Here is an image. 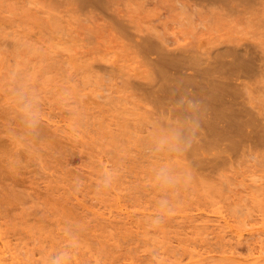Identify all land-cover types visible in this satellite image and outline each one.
Returning <instances> with one entry per match:
<instances>
[{
	"label": "rangeland",
	"instance_id": "374dc122",
	"mask_svg": "<svg viewBox=\"0 0 264 264\" xmlns=\"http://www.w3.org/2000/svg\"><path fill=\"white\" fill-rule=\"evenodd\" d=\"M94 1L0 0V238L17 253L16 264H44L62 251H70V264H157L160 258L187 264L199 259L195 252L208 256L203 264H236L221 257L231 246L242 252L237 259H246V244L264 247V146L231 148L218 131L221 138L204 142L200 158L191 148L153 153L164 120L149 90L158 62L147 50L157 47L158 58L160 52L169 58L235 42L257 45L261 70L242 79L232 96L257 133L264 130V0ZM25 93L38 97L41 112L30 136L14 108ZM217 154L225 161L205 169L201 158ZM103 166L116 179L98 191ZM162 167L187 179L175 214L154 230L146 219L171 191L155 182ZM218 213L243 234L239 240L247 239L242 248L235 232L214 218Z\"/></svg>",
	"mask_w": 264,
	"mask_h": 264
},
{
	"label": "bare ground",
	"instance_id": "6f19581e",
	"mask_svg": "<svg viewBox=\"0 0 264 264\" xmlns=\"http://www.w3.org/2000/svg\"><path fill=\"white\" fill-rule=\"evenodd\" d=\"M83 1V0H81ZM79 0V2H81ZM92 1V0H91ZM94 1V0H93ZM96 1V0H95ZM94 1V2H95ZM196 1V0H195ZM201 3L203 2L202 0H199ZM199 1L198 4H199ZM205 5H206V0H204ZM209 2V0H207ZM211 1V0H210ZM218 1V0H217ZM216 0H214V2H217ZM223 0H221L220 2L218 1L217 3H221ZM225 1V0H224ZM87 2V1H86ZM89 2V1H88ZM100 2V1H99ZM97 1L98 4L99 3ZM213 0H212V4H214ZM91 3V2H90ZM203 3V4H204ZM82 4V3H81ZM85 4V3H84ZM101 4V2H100ZM211 4V3H209ZM86 5V4H85ZM208 5V3H207ZM92 6V5H91ZM90 6V7H91ZM94 6V5H93ZM100 6V5H99ZM87 7V6H86ZM183 15V14H182ZM189 15V14H188ZM191 19V18H190ZM185 20V19H184ZM188 20V17L187 19ZM189 21V20H188ZM142 42V41H141ZM140 42V43H141ZM190 42V41H189ZM150 43V42H147ZM187 43V42H186ZM191 43V42H190ZM244 43V42H243ZM144 48L145 52H147V55H149V51H150V55L155 54V58L152 59L154 63L155 60H157L158 62V71L156 70L155 73H153L154 71L152 70V73L154 74L153 79L154 82H152L155 87L159 84L160 86L158 87L159 89H155V87L152 84L149 88V90H151L153 92L150 91L152 98H149L151 100H153V102H157L156 104L159 105V107H157L158 110V115H160L162 117L163 120L165 119H171L170 115H173V109L175 108L176 104L178 101L181 100L182 97L187 98L188 100H194L197 103V107L199 109V115H200V121H199V131L197 132L196 138L194 140V142L192 143L191 149H195V152H192V154L194 155H198L197 158H200L202 152L199 151V149H201L202 145H204V142H208L211 143L213 141L211 140H215L213 137L214 135H218L219 138H221L220 134H225L224 137H228L227 141H228V147L233 148V146L241 143L242 146L244 147H248V145L250 144H259L261 143L262 146H264V130L261 131H257V133L255 132L256 127L253 128L252 124L255 126V123H250L249 119H241V117L238 115L240 114V112L238 113V110H235L236 108H234V106L236 107V105H234L235 103H232V96L235 97V94L233 93L236 92V90H234L233 88L235 87H239L240 85H242V81L247 78L252 76L253 74L258 73V71L261 70L260 67H262L263 62L260 60L262 59L258 54L261 53L258 52L257 49V45L256 48L255 46H251L252 44H239V42H235L234 44H226V45H222V47L217 46L218 48L215 47V49H213L212 51L208 52H204L202 54H204V56L201 55H194L193 52L190 53H186L188 52L187 50H185L182 54H174L173 56L169 57V58H165L164 56H161V52H160V56L158 58V49L157 47L154 48H150L153 49L154 52L150 49H148V45L144 42ZM145 44L147 47H145ZM151 45V43H150ZM155 43L151 46H154ZM143 46V45H142ZM212 48V47H211ZM148 49V50H147ZM147 50V51H146ZM160 50V49H159ZM161 51V50H160ZM197 51V50H196ZM152 52V53H151ZM157 52V53H156ZM207 53V54H206ZM258 56V57H257ZM149 57V56H148ZM148 59H151L148 58ZM258 60V61H256ZM150 61V60H149ZM255 61L257 62V64L255 63ZM262 63H260V62ZM150 62V63H151ZM259 62V63H258ZM152 63V65H153ZM156 64V63H155ZM154 64V65H155ZM156 67V68H157ZM156 72L158 73V76ZM156 78V80H155ZM158 78V79H157ZM243 79V80H242ZM153 81V80H152ZM155 81H158L159 84H157ZM153 88L159 92V94H156L153 90ZM148 90V89H147ZM148 94V95H150ZM234 94V95H233ZM156 100V101H155ZM234 100V99H233ZM237 103V102H236ZM237 109L238 105H237ZM240 111V110H239ZM163 113L168 114V116L166 114L161 115ZM166 115V116H165ZM165 117V119L163 118ZM249 117V116H248ZM252 120V119H251ZM252 122V121H251ZM254 130V131H253ZM258 130V129H257ZM219 132H222L220 134H218ZM225 132V133H224ZM228 132V133H227ZM222 138L221 139H226ZM211 141V142H210ZM217 141V140H215ZM256 141V142H253ZM208 143V144H209ZM207 144V143H206ZM211 145V144H210ZM214 145V144H213ZM234 146V147H235ZM209 148V147H208ZM214 148V147H213ZM222 148V147H221ZM216 149V148H215ZM217 150V149H216ZM207 151V150H206ZM217 152V151H216ZM219 152V151H218ZM209 153V152H208ZM215 153V152H214ZM218 155V154H217ZM221 156L218 155L217 156H208V157H202L201 159L203 160L202 162L204 163L203 166H205V164H207L205 167V169H209L210 166V170L213 169V166H218V162L221 160V162L225 161L224 157L222 156L221 159H217ZM196 159V157H194ZM193 158V159H194ZM194 159V160H195ZM223 159V161H222ZM227 159V158H226ZM197 160V159H196ZM198 161V160H197ZM199 161H201L199 159ZM194 162V161H193ZM201 162V163H202ZM200 163V162H199ZM106 164V163H105ZM198 164V163H197ZM218 164V165H217ZM104 165V164H103ZM200 165V164H199ZM209 165V166H208ZM108 166V165H107ZM106 166H103V171L107 170L105 168ZM110 167V166H109ZM110 169V168H109ZM108 169V170H109ZM106 172V171H104ZM117 190V189H116ZM84 202V201H83ZM87 202V201H86ZM85 203V202H84ZM119 203V202H118ZM82 205V204H81ZM141 206V205H140ZM83 207H85L83 205ZM88 207V206H87ZM142 207V206H141ZM149 208V207H148ZM86 209V207H85ZM88 209V208H87ZM117 209V208H116ZM127 209V208H126ZM135 209V208H134ZM137 209V208H136ZM156 209V208H155ZM197 209V208H196ZM112 210V209H111ZM118 210V209H117ZM116 210V211H117ZM148 210V209H147ZM122 211V210H121ZM156 211V210H155ZM213 211V210H211ZM88 212V210H87ZM110 212V209L109 211ZM135 212V211H134ZM205 212V211H204ZM208 212V211H207ZM219 212V211H218ZM90 213V212H89ZM93 213V212H92ZM114 213V211H113ZM121 213V212H120ZM146 213V211H145ZM222 213V212H221ZM97 214V213H95ZM131 214V213H130ZM207 214V213H206ZM210 214V213H209ZM102 215V214H101ZM121 215V214H119ZM123 215V214H122ZM129 215V214H128ZM143 215L147 216L146 214L143 213ZM214 215V214H213ZM98 216V214H97ZM103 216V215H102ZM101 216V217H102ZM105 216V215H104ZM113 216V215H112ZM116 215H114L113 217H115ZM124 216V215H123ZM142 216V215H141ZM151 216V215H149ZM199 216V215H197ZM212 216V215H211ZM122 217V216H121ZM119 217V218H121ZM129 217V216H127ZM136 217V215H135ZM210 217V216H209ZM213 217V216H212ZM228 217V216H227ZM99 218V217H98ZM108 218V217H107ZM118 218V219H119ZM123 218V217H122ZM130 218V217H129ZM132 218V217H131ZM206 218V217H205ZM214 218L219 222V220L221 222H223L227 227H230L228 225V220L225 216L221 215V214H217L214 216ZM214 218H212L214 220ZM229 218V217H228ZM102 219V218H100ZM112 218H110L111 220ZM134 219V218H133ZM208 219V218H207ZM211 219V218H210ZM233 219V218H231ZM104 220V218H103ZM106 220V218H105ZM104 220V221H105ZM108 220V219H107ZM205 220V219H204ZM209 220V219H208ZM235 219H233L234 221ZM102 221V220H101ZM112 221V220H111ZM117 221V219H116ZM131 221V220H130ZM133 221V220H132ZM211 221V220H209ZM216 221V222H217ZM252 220L247 221L246 223L249 222V224H251ZM263 221V220H262ZM261 221V223H262ZM109 222V221H108ZM136 222V221H135ZM134 222V223H135ZM212 222V221H211ZM214 222V221H213ZM221 222L219 224V226H221ZM256 222V221H255ZM259 222V221H258ZM110 223V222H109ZM126 223V222H125ZM236 221L233 223L235 225ZM238 223V222H237ZM257 223V222H256ZM111 224V223H110ZM127 224V223H126ZM131 224V222H130ZM138 223L136 222V225ZM245 224V222H244ZM242 223V228H245L246 226ZM255 224V223H254ZM253 224V225H254ZM260 224V222L258 223V225ZM135 225V226H136ZM213 225V224H212ZM211 225V227H212ZM216 225V224H214ZM237 225V224H236ZM235 225V226H236ZM134 226V225H133ZM139 226V225H138ZM209 226V225H208ZM218 226V225H217ZM241 226L240 224L238 225V227ZM251 226V225H250ZM210 227V228H211ZM215 228V226H213ZM222 227V226H221ZM257 227V226H256ZM130 228V226H129ZM137 228V227H136ZM223 228L226 227H222L221 229L224 231ZM252 228V226H251ZM139 229V228H138ZM218 229V228H217ZM220 229V230H221ZM229 229V228H226ZM240 229V227H239ZM231 232H235V237L239 238L243 235L241 232L239 231H234L233 229H231ZM215 231V230H213ZM256 231V230H254ZM258 231V230H257ZM264 231V230H263ZM148 232V231H147ZM209 232V231H208ZM212 232V231H211ZM221 232V231H220ZM230 232V231H229ZM227 232V233H229ZM260 232V231H259ZM258 232V233H259ZM213 233V232H212ZM216 233V232H215ZM225 233V232H224ZM224 233L222 235H224ZM250 237L254 236L253 232H249ZM254 234H257V232H254ZM262 234V232H261ZM259 234V236L261 235ZM146 235V234H144ZM228 235V234H227ZM247 235V234H246ZM219 236V235H218ZM245 236V235H244ZM1 237V236H0ZM213 237V236H212ZM229 237V236H228ZM233 237V236H232ZM246 237V236H245ZM256 238V236H254ZM172 238V237H171ZM222 238V237H221ZM243 238V236H242ZM253 238V237H252ZM205 239V238H204ZM223 239V238H222ZM230 239V238H229ZM234 240L236 238H233ZM257 239L261 240V236ZM256 239V240H257ZM3 239L0 238V264H16L18 255L16 256L17 253H14L13 251H11V248L7 245H5V243L2 241ZM179 240V239H178ZM232 240V239H231ZM237 240V239H236ZM235 240V242L238 244H240V240L237 242ZM247 240V239H244ZM243 239L241 241H244ZM249 240V239H248ZM254 240V239H253ZM176 241V240H175ZM187 241V240H186ZM224 241V240H223ZM228 241V239H227ZM233 241V240H232ZM172 242V241H171ZM192 242V241H191ZM246 242V241H245ZM180 243V241H179ZM249 243V242H247ZM252 243V242H251ZM259 243V242H258ZM176 244H178L176 242ZM195 244V242L193 243ZM226 244V243H225ZM256 244V243H255ZM262 244V243H261ZM180 245V244H179ZM177 245V246H179ZM227 245V244H226ZM236 245V244H235ZM241 245V244H240ZM250 245V244H249ZM174 246V245H173ZM193 246V245H192ZM198 246V245H195ZM201 246V244H200ZM204 246V245H202ZM219 246V245H218ZM231 246V245H229ZM243 246V245H242ZM242 246H237V247H241ZM253 246V245H252ZM255 246V245H254ZM263 245L260 246V244L254 248H248L247 244V250L249 249V253L246 254L248 256H246V259H237L239 258L240 254H242V252L237 251V249L235 250L232 246L231 248H228V246H226L227 250L225 252L224 255V250H221L219 253H223L224 256L221 257H226V259H235L234 262H245L246 263L249 262V264H263L264 263V256H262L264 254V247L262 248ZM189 247V246H186ZM199 247V246H198ZM210 247V246H209ZM215 247V246H214ZM245 247V246H244ZM250 247V246H249ZM66 248V247H65ZM192 248V247H191ZM223 248V247H222ZM225 248V246H224ZM240 248V249H241ZM67 249V248H66ZM72 249V248H71ZM195 248H193V252H195L196 250H194ZM199 249V248H198ZM203 249V248H202ZM205 247H204V251H205ZM221 249V248H220ZM225 249V250H226ZM14 250V249H13ZM64 250V248L62 249ZM69 250V249H68ZM74 250V249H73ZM201 250V249H200ZM219 250V249H216ZM158 251V250H157ZM208 253V250H206ZM245 251V250H244ZM70 252V251H69ZM199 252V251H197ZM212 252V250H211ZM246 252V251H245ZM60 253V252H59ZM74 253V252H73ZM201 253V252H200ZM196 254V252L194 253L197 256H200L199 259L195 260V261H191L187 264H203L205 262V259L208 258V256H202V253L200 254ZM19 254V253H18ZM153 254V253H152ZM151 254V255H152ZM245 254V253H244ZM243 254V255H244ZM74 255V254H72ZM193 255V254H192ZM194 255V256H195ZM239 255V256H238ZM158 256V255H157ZM196 256V257H197ZM212 256V255H211ZM72 257V256H71ZM155 257V256H154ZM162 257V256H161ZM189 257V255H188ZM219 257V256H218ZM221 257H219L221 259ZM176 258V257H175ZM212 258V257H210ZM158 259V258H157ZM171 259V258H169ZM167 259V260H169ZM173 259V258H172ZM191 259H193L191 257ZM100 260V259H99ZM160 260V262H159ZM157 260L158 263L157 264H161V261L163 263V261L165 260H161V258ZM203 260V261H202ZM208 260V259H207ZM206 260V261H207ZM223 260H225V258H223ZM245 260V261H244ZM148 261V260H147ZM156 261V259H155ZM156 261V262H157ZM172 261V260H171ZM170 261V262H171ZM175 261V260H173ZM202 261V262H201ZM214 261V260H212ZM231 261H227L228 263H230ZM81 262V261H80ZM79 262V263H80ZM131 262V261H130ZM155 262V263H156ZM167 262V261H166ZM177 262V261H176ZM210 262V261H209ZM77 263V262H76ZM78 263V264H79ZM97 263V262H96ZM172 263V262H171ZM233 263V261H232ZM231 263V264H232ZM99 264V263H98ZM126 264V263H125ZM129 264V263H128ZM131 264V263H130ZM142 264V263H141ZM147 264V263H146ZM173 264V263H172ZM235 264V263H233Z\"/></svg>",
	"mask_w": 264,
	"mask_h": 264
},
{
	"label": "clouds",
	"instance_id": "9594fccd",
	"mask_svg": "<svg viewBox=\"0 0 264 264\" xmlns=\"http://www.w3.org/2000/svg\"><path fill=\"white\" fill-rule=\"evenodd\" d=\"M178 8L182 10L183 5L178 4ZM197 103L185 97L177 102L171 119H165L158 128V134L152 141L153 153L181 154L191 148L199 131L200 115ZM14 108L22 125L23 134L33 135L41 120L38 97L34 93L21 94ZM154 178L161 188L171 190L156 202L158 211L146 219L150 229L158 230L175 214L179 189L186 183L187 177L173 172L168 167H162L155 171ZM115 179L116 176L111 170L104 172L97 190L110 188ZM70 262V252L62 251L55 258H45L44 264H70Z\"/></svg>",
	"mask_w": 264,
	"mask_h": 264
}]
</instances>
